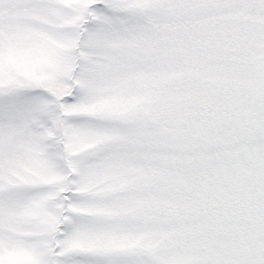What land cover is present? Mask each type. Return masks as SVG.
<instances>
[{"label":"snow or ice","instance_id":"snow-or-ice-1","mask_svg":"<svg viewBox=\"0 0 264 264\" xmlns=\"http://www.w3.org/2000/svg\"><path fill=\"white\" fill-rule=\"evenodd\" d=\"M0 264H264V0H0Z\"/></svg>","mask_w":264,"mask_h":264}]
</instances>
